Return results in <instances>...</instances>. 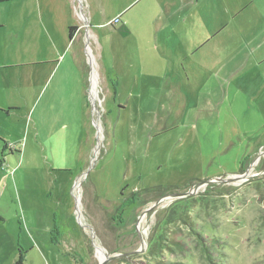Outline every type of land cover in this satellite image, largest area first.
I'll list each match as a JSON object with an SVG mask.
<instances>
[{
	"label": "rangeland",
	"instance_id": "374dc122",
	"mask_svg": "<svg viewBox=\"0 0 264 264\" xmlns=\"http://www.w3.org/2000/svg\"><path fill=\"white\" fill-rule=\"evenodd\" d=\"M127 1L0 0V264H264L262 10L195 29L225 73L166 76L123 59Z\"/></svg>",
	"mask_w": 264,
	"mask_h": 264
},
{
	"label": "crops",
	"instance_id": "0c3cea01",
	"mask_svg": "<svg viewBox=\"0 0 264 264\" xmlns=\"http://www.w3.org/2000/svg\"><path fill=\"white\" fill-rule=\"evenodd\" d=\"M132 3V1H127L120 4L113 16L120 17V26H125L129 30V35L123 38L124 53L122 57L124 60H128L126 57L132 59L137 64L144 61V66L165 64L164 67L171 69L170 73H166V76H170L172 73L176 74L177 71L174 67L179 65L182 60L186 61L187 58H190L192 61L200 54L204 58L198 61L204 65L211 61L214 65L218 64V66H222L223 70L225 69L222 53L225 47L216 49L212 40L199 44L196 52L191 55L194 48L192 42L189 41L192 39L195 29H241L233 28L234 24H239L234 21L235 18L259 10H262V20L258 21L256 29H264V0H150L146 2L145 6L133 12ZM207 11L215 12L213 21H208L205 18L204 15ZM92 20L93 15L90 13L89 21ZM98 26L103 25L95 27ZM63 32V36H65L66 29ZM92 36L96 38L95 34ZM57 37L58 35H55L51 41L55 43ZM67 41V38L63 40L62 48L66 54L69 51L66 50L69 44ZM207 52H209L208 59H205ZM191 61L185 63L187 71L192 67ZM50 63L45 61L41 64L44 67H53L57 64L52 62L50 65ZM30 65L33 66L34 63ZM149 71L152 70H145V74L147 75ZM156 72L158 74V71H155V76H157ZM48 78L46 76V80Z\"/></svg>",
	"mask_w": 264,
	"mask_h": 264
},
{
	"label": "trees",
	"instance_id": "16d2710c",
	"mask_svg": "<svg viewBox=\"0 0 264 264\" xmlns=\"http://www.w3.org/2000/svg\"><path fill=\"white\" fill-rule=\"evenodd\" d=\"M69 37L71 36V34H72V32H73V30H75L74 29V27H70L69 29ZM127 33H128V31H127V29H122L121 30V35H123V36H125V35H127ZM5 146L3 147V151L5 150ZM151 250H152V247H151ZM151 252V251H150ZM23 255L20 253L19 254V256H18V258H17V260H16V262H15V264H23ZM169 264H179V263H169Z\"/></svg>",
	"mask_w": 264,
	"mask_h": 264
},
{
	"label": "bare ground",
	"instance_id": "6f19581e",
	"mask_svg": "<svg viewBox=\"0 0 264 264\" xmlns=\"http://www.w3.org/2000/svg\"><path fill=\"white\" fill-rule=\"evenodd\" d=\"M95 78V77H94ZM93 92V91H92ZM93 97H96V93H94L93 92ZM80 184V182H79V180H78V182H77V186ZM99 254V259H102L103 258V254L101 253V251H100V253H98Z\"/></svg>",
	"mask_w": 264,
	"mask_h": 264
}]
</instances>
